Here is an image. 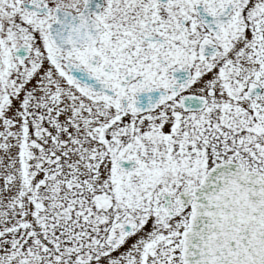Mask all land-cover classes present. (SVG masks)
<instances>
[{
	"label": "snow or ice",
	"instance_id": "6c2138e0",
	"mask_svg": "<svg viewBox=\"0 0 264 264\" xmlns=\"http://www.w3.org/2000/svg\"><path fill=\"white\" fill-rule=\"evenodd\" d=\"M0 264H264V0H0Z\"/></svg>",
	"mask_w": 264,
	"mask_h": 264
}]
</instances>
